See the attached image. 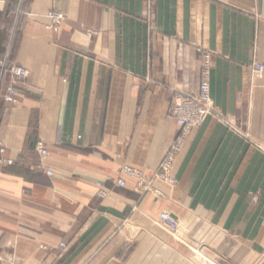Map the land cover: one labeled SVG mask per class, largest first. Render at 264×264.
Returning a JSON list of instances; mask_svg holds the SVG:
<instances>
[{
	"label": "crops",
	"instance_id": "obj_1",
	"mask_svg": "<svg viewBox=\"0 0 264 264\" xmlns=\"http://www.w3.org/2000/svg\"><path fill=\"white\" fill-rule=\"evenodd\" d=\"M206 55L217 115L188 134L157 198L122 169L153 177ZM0 58L27 70L17 105L0 73V264H191L197 247L264 264V0L0 1Z\"/></svg>",
	"mask_w": 264,
	"mask_h": 264
},
{
	"label": "built area",
	"instance_id": "obj_2",
	"mask_svg": "<svg viewBox=\"0 0 264 264\" xmlns=\"http://www.w3.org/2000/svg\"><path fill=\"white\" fill-rule=\"evenodd\" d=\"M6 3L8 0H0ZM48 23L46 25L47 30L58 33L65 22V15L58 11H51L47 15ZM0 73L3 77L8 78V86L6 88V94L4 95V101L17 105L19 103V88L20 84L27 78V70L18 67L13 63H10L7 58H0ZM264 73V68L258 64L253 65V75L257 78H261ZM211 64L210 56L204 57V65L202 68L201 84L197 94L185 95L177 97L171 108V118L177 124L180 129L179 136L171 144L167 155L162 161L160 167L153 174L151 179L145 177L143 172L133 167L126 166L122 169V173L126 176L132 177L137 180L138 189L145 192H153L157 198H160L162 194L156 191L153 187L155 181H162L168 185H173L175 180L172 176L173 167L176 159L183 151L188 134L201 127L205 121L211 117L216 116V111L212 105L211 99ZM37 153L42 159L48 157V151L43 142H39L36 147ZM5 149L0 142V155L4 153ZM11 163L0 158V164ZM48 175H51L48 172ZM119 188L125 187V182L120 181L117 183ZM100 197L105 198L107 193L105 191L100 192ZM160 225L171 230L177 231L179 224L173 219L170 213L164 212L160 216ZM61 249H65L66 245L61 243Z\"/></svg>",
	"mask_w": 264,
	"mask_h": 264
},
{
	"label": "rangeland",
	"instance_id": "obj_3",
	"mask_svg": "<svg viewBox=\"0 0 264 264\" xmlns=\"http://www.w3.org/2000/svg\"><path fill=\"white\" fill-rule=\"evenodd\" d=\"M255 64H258V65H260V66H262L264 68V65H262V64H259V63H255ZM263 77H264V73H263L261 78H257V77H255V78L256 79H263ZM158 223H159L160 227L165 228V227L160 225L159 221H158ZM165 229H167V228H165ZM169 231H171V230H169ZM174 232H175L174 234L176 235L175 237H179L181 240H183L182 235H183L184 231H183V229L181 227H179V229L177 231H174ZM192 253H193L192 260L190 259L191 260V264H221V263L218 262V260H215V259H212L211 257H209V254L203 253V251L200 250L198 247L195 248V250L192 251ZM222 264H224V263H222Z\"/></svg>",
	"mask_w": 264,
	"mask_h": 264
}]
</instances>
